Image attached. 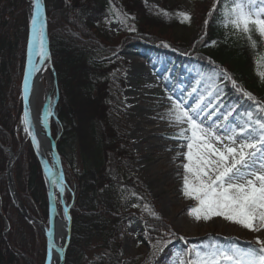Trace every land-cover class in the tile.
<instances>
[{
	"label": "trees",
	"instance_id": "1",
	"mask_svg": "<svg viewBox=\"0 0 264 264\" xmlns=\"http://www.w3.org/2000/svg\"><path fill=\"white\" fill-rule=\"evenodd\" d=\"M213 2H198L191 22L181 23L175 13L186 11L173 3L157 7L144 0H111V3L110 0H44L56 96L49 129L60 155L66 188L73 194L66 258L79 248L82 259L85 249L91 245L99 252L86 264H123L119 241L131 218L125 203L140 206L139 217L145 230L155 235H150V245L157 240L170 241L159 252L150 247L148 258L141 264L164 259L165 250L171 251L175 240L158 214L154 200L142 183L127 172V140L111 122L107 102L109 84L121 80L123 64L117 48L97 30L99 23L105 21L107 27L113 25L120 33L124 32V45L137 48L149 57L156 72L167 77L165 86L177 96L186 95L197 85L201 74L210 73L213 64L209 61H212L227 70L245 90L264 101V81L257 76L258 72H264V44L252 49L239 34H233L231 27L221 26L219 10L208 17ZM113 6L128 14L127 25L117 22ZM26 7L27 0H0V264L33 261L43 264L45 257L44 241L40 258L35 245L36 226L21 215L8 193L4 177L9 159L4 148L10 147L15 154L12 177L16 199L31 217L40 221L47 219L39 163L27 139L17 137L28 34ZM219 7L222 9L223 2ZM159 10H167L171 18L158 15ZM206 18L209 19L207 27ZM132 26L136 31L128 30ZM174 28H182L184 32L198 30L204 43H198L199 39L195 46L190 45L188 37L169 33ZM161 39L173 50L159 44ZM212 41L216 44L212 45ZM222 80L220 77L217 83ZM221 87L223 105H235L241 114L255 111L254 106L250 108L252 102L236 93L230 82L223 81ZM234 117V123H239L236 113ZM17 146H21L19 153ZM146 203L159 219L142 212ZM231 244L241 249L249 247L234 239L227 243ZM21 253L31 260L22 261L18 256Z\"/></svg>",
	"mask_w": 264,
	"mask_h": 264
},
{
	"label": "snow or ice",
	"instance_id": "2",
	"mask_svg": "<svg viewBox=\"0 0 264 264\" xmlns=\"http://www.w3.org/2000/svg\"><path fill=\"white\" fill-rule=\"evenodd\" d=\"M222 2L221 9L219 5ZM30 9L27 64L21 93V124L24 133L31 139L32 147L39 151L29 100L34 73L40 71L50 56L44 0H30ZM218 10L221 26L226 29L231 27L233 34H239L252 49L264 44V0H214L208 17ZM114 11L117 22L127 25L128 14ZM157 14L165 18L172 15L167 10H159ZM175 15L181 23L191 22L188 12L178 11ZM208 23L209 19L206 18L205 27ZM128 30L136 31L134 26ZM198 43H204L203 36ZM215 44L216 41H212V45ZM163 46L169 47L167 43H163ZM205 46H208L207 43ZM209 63L213 64L210 73L201 74L197 85L186 95L176 99L172 95L167 96L170 107L161 117L168 121L170 127L177 129L172 138L178 139L181 147L186 148V151L177 154L182 155L184 161L179 165L183 169L180 191L185 199L194 201V205L188 209V216L196 222L222 218L258 235L247 249L214 241L189 245L181 252L173 253L171 264H264V102L239 85L227 70L212 61ZM257 76L264 81V72H258ZM220 77L223 78L221 83L230 82L236 93L252 102L250 108L254 106L255 111L241 114L235 105H223V88L221 83H217ZM234 113L240 118L239 123H234ZM52 114L50 105L43 108L40 124L45 133ZM45 171L62 198L66 187L63 176L57 178L53 169L47 166ZM50 197H54V194L50 193ZM132 206L140 207L137 204ZM63 211L64 220H70L67 207ZM142 212L155 219L160 218L147 203L143 205ZM52 223L50 220L49 224ZM46 232L49 238L46 264H50L53 252L62 256L65 249L64 246L54 247V228L49 227ZM146 236L150 239L147 230ZM179 239L187 244L185 237ZM167 243L170 241L157 240L151 247L159 252L163 250L162 245L166 246Z\"/></svg>",
	"mask_w": 264,
	"mask_h": 264
},
{
	"label": "rangeland",
	"instance_id": "3",
	"mask_svg": "<svg viewBox=\"0 0 264 264\" xmlns=\"http://www.w3.org/2000/svg\"><path fill=\"white\" fill-rule=\"evenodd\" d=\"M144 1L157 7L159 5L165 6V4L170 5V3H173V5L178 4L186 12L196 14L195 7L198 2L202 3L204 0ZM28 5L27 1V7ZM105 23V21L104 23H99L97 30L103 38L108 40V43L117 48L121 63L123 64L122 74L120 75L121 80L119 82L111 81L109 84L107 102L110 107V120L123 133L127 140V151L129 153V159L126 160L127 172L142 183L147 193L154 200L157 212L166 223L171 237L174 234L175 239L171 251L165 250L164 259H158L156 262L151 261L147 264H171L173 253L181 252L182 249H185L189 245L204 244L207 240H216L221 245H227L230 240L235 239L249 245L258 234L224 221L222 218H214L208 222H196L188 216V209L194 205V201L185 199L180 191L183 169L179 165L184 162L182 155H178L174 161L178 169L174 171L172 177L168 178L164 175V172L172 165L169 158H173V153L186 151V148L181 147V142L178 139L172 138L177 129L170 127L167 120L161 119L170 107L167 96L172 95L174 99L179 96H176L163 84L164 80L167 79L165 76L158 75L157 70L151 66L149 57L143 55V52L137 48L124 45V38H126L124 32L120 33L119 29L113 25L109 26L108 24L107 27ZM183 30L182 28H174L169 33H173L178 37H188L190 45L197 43V40L201 37L198 30L192 29L189 32L185 31L186 33ZM159 42L161 44L164 43L162 39ZM165 48L172 50L170 47ZM42 71V77L33 103V109L39 123L43 108L50 105L51 111V105L55 100L54 78L47 66ZM259 101L264 102L263 100ZM16 126L17 137L22 139L23 136L27 139L23 131V125L21 124V115ZM50 137L54 140L51 133ZM20 151L21 146H17V153ZM14 160L15 154L13 153ZM76 164L79 165L77 159ZM40 172L43 179L42 171L40 170ZM10 175L11 179H13L12 163L10 164ZM4 177L7 183L6 170ZM12 200L15 201L13 198ZM68 200V192L65 190L63 201L67 203ZM56 206L58 216L63 219L57 194ZM124 206L127 213L131 215V218L125 225V230L120 238L119 252L123 256V264H141L149 256L151 240L146 236L144 223L141 222L139 217L141 215V208L133 207L127 203ZM37 221L43 225H47V219ZM33 224L36 226V230H34L35 245H37L40 258H42V246L43 241L45 243V237L42 234L41 228L36 223ZM6 227L8 228V224L5 222V233L8 231ZM150 235L151 237H155L154 234ZM181 236L186 238L187 244L185 241L179 239ZM77 249L79 248L69 253L70 256L67 258L66 253L64 254V264H86L87 261L93 259L99 252L98 248L89 245L85 249V255L80 259V253ZM18 256L22 261L31 260L24 253ZM30 264L39 263L33 261Z\"/></svg>",
	"mask_w": 264,
	"mask_h": 264
},
{
	"label": "water",
	"instance_id": "4",
	"mask_svg": "<svg viewBox=\"0 0 264 264\" xmlns=\"http://www.w3.org/2000/svg\"><path fill=\"white\" fill-rule=\"evenodd\" d=\"M30 1V0H28ZM28 7H27V13H28V35H29V19H30V2L28 3ZM28 35H27V40H28ZM47 41H48V37H47ZM161 44V43H159ZM48 50H49V43H48ZM173 50V49H172ZM37 61L39 60V58L37 57L36 58ZM27 64V44H26V56H25V63H24V68ZM44 65H49L50 66V59L46 62L43 63L41 69L43 68ZM40 69V71H41ZM40 71H38L37 73H34V76H33V82H32V91H33V87H34V83H35V80H36V77L37 75H39ZM23 73H24V69H23ZM22 81H23V76H22ZM21 93H22V82H21ZM33 96H32V92L30 94V100H29V105H30V114H31V118H32V121H33V127H34V130L37 134V139H38V142H39V145H40V130L38 129L39 127V123L36 119V117L33 115V100H32ZM21 102H22V114H23V101L21 99ZM43 127V126H42ZM45 133V131H44ZM45 137L47 138L48 140V145H49V159H46L43 155H42V152H41V148L39 147V151H37L36 149H34L32 147V144H31V139L26 135L29 143H30V146L33 150V153L39 163V166L41 168V171H42V174H43V178H44V183H45V188H46V195H47V225H43L42 223L36 221L35 219L31 218L26 212L25 210L23 209L22 205L18 204V209L20 210L22 216L27 219L28 221L30 222H33V223H36L41 229H42V232L45 236V239H46V254H45V260H44V263L43 264H46L47 262V245H48V236H47V232L46 230L49 228V227H52L54 228V237H53V244H54V247H57L56 245V240L59 238L60 241H61V246H64V249L68 243V240H69V237H70V220L68 221H65L63 220V225H62V236L60 234H57L58 232V229L56 230V227H55V220L56 218L58 217V213H57V207H56V201H55V193H54V185L51 183V177L46 175V171H45V167L47 166L48 168H51L53 169V171L55 172L56 174V177L58 178L60 175L63 176V173H62V166H61V160H60V156L57 152V149H56V144H55V141L50 137V133H49V127H48V130L47 132L44 134ZM6 150H10L9 148H5ZM12 159V153L10 152L9 153V161H8V164H7V170H6V175H7V183H8V189H9V193L10 195L12 196V198L14 199V196H13V185H12V182H11V175H10V160ZM50 193H53L54 194V197H50ZM59 200H60V205H61V208H62V212H63V215H64V208L67 207L68 209V214H69V217H70V207H71V200H72V196H71V200L69 201V203L67 204V206L64 205V202H63V199L60 197L59 195ZM54 209V211H53ZM52 221L53 223L50 225L49 224V221ZM65 252V250H64ZM64 252L61 255H58L55 251L53 252V256L52 258L55 259V262L56 264H64ZM52 261V260H51Z\"/></svg>",
	"mask_w": 264,
	"mask_h": 264
},
{
	"label": "bare ground",
	"instance_id": "5",
	"mask_svg": "<svg viewBox=\"0 0 264 264\" xmlns=\"http://www.w3.org/2000/svg\"><path fill=\"white\" fill-rule=\"evenodd\" d=\"M44 69V67L42 68V70ZM40 71V73H39V75H37V77H36V80H35V83H34V87H33V91H32V96H33V98H32V100H33V103H34V97H35V94H36V91H37V89H38V85H39V82H40V80H41V77H42V72L43 71ZM33 115L36 117V115H35V110L33 109ZM160 114H162V113H160ZM37 118V117H36ZM38 123H39V121H38ZM38 129L40 130V148H41V152H42V155L46 158V159H48V157H49V149H47V148H49V145H48V140H47V138L45 137V133H44V130H43V127L41 126V124L39 123V127H38ZM178 153L176 152V153H173V158L171 159V158H169V161L171 162V167L169 168V169H167L165 172H164V175L166 176V177H168V178H170V177H172V175H173V173H174V171L176 170V169H178L177 168V164H175L174 163V161L176 160V158H177V155ZM168 160V159H167ZM166 160V161H167ZM12 161H13V156H12V159L10 160V164L12 163ZM11 182L13 183V179H11ZM54 192L56 193L57 192V189H56V187L54 186ZM63 219H61L59 216L56 218V220H55V227H56V230L58 229V232H57V234H60L61 236H62V230H63V228H62V225H63ZM41 231H42V229H41ZM56 245L57 246H61V241L59 240V238L56 240ZM50 264H56V262H55V259L54 258H52V261L50 262Z\"/></svg>",
	"mask_w": 264,
	"mask_h": 264
}]
</instances>
